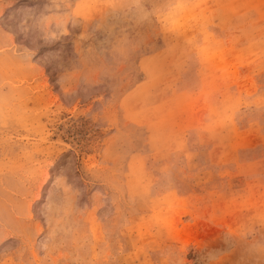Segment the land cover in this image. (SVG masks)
Returning a JSON list of instances; mask_svg holds the SVG:
<instances>
[{
	"label": "rangeland",
	"instance_id": "374dc122",
	"mask_svg": "<svg viewBox=\"0 0 264 264\" xmlns=\"http://www.w3.org/2000/svg\"><path fill=\"white\" fill-rule=\"evenodd\" d=\"M0 264H264V0H0Z\"/></svg>",
	"mask_w": 264,
	"mask_h": 264
}]
</instances>
